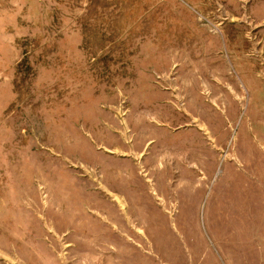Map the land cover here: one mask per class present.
I'll use <instances>...</instances> for the list:
<instances>
[{
	"label": "rangeland",
	"instance_id": "rangeland-1",
	"mask_svg": "<svg viewBox=\"0 0 264 264\" xmlns=\"http://www.w3.org/2000/svg\"><path fill=\"white\" fill-rule=\"evenodd\" d=\"M117 263L264 264V0H0V264Z\"/></svg>",
	"mask_w": 264,
	"mask_h": 264
},
{
	"label": "crops",
	"instance_id": "crops-1",
	"mask_svg": "<svg viewBox=\"0 0 264 264\" xmlns=\"http://www.w3.org/2000/svg\"><path fill=\"white\" fill-rule=\"evenodd\" d=\"M108 262V261H107ZM118 264V263H117Z\"/></svg>",
	"mask_w": 264,
	"mask_h": 264
}]
</instances>
